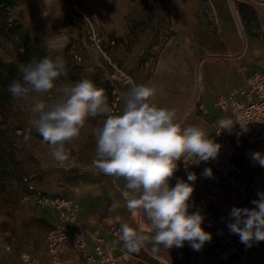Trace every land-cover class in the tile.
<instances>
[{"label": "rangeland", "instance_id": "rangeland-1", "mask_svg": "<svg viewBox=\"0 0 264 264\" xmlns=\"http://www.w3.org/2000/svg\"><path fill=\"white\" fill-rule=\"evenodd\" d=\"M78 1L97 14L99 27L107 41L115 39L114 45H108L111 57L119 65L131 66L135 85H142L138 79L139 68L143 70L142 74L146 79L155 77L159 59L179 57L181 53L192 55L195 52L199 76L202 74L201 68L207 63H227L223 62L227 60L235 67L232 60L237 62L244 57L247 41L243 46L245 29L238 1ZM63 2L64 0H22L13 11V18L24 26L30 36L42 40L48 46L52 58L61 56L66 61L67 75L62 76L56 82L57 85L74 84L87 78L104 89L109 99L111 82L108 75L111 67L98 50L89 46L79 26L67 17ZM60 34L67 38L66 43L55 40ZM76 53L82 55L81 61L76 60ZM205 56L207 57L200 66L199 63ZM0 57L6 61L17 59L14 45L4 36H0ZM261 58L260 56L258 61ZM132 85L123 82L118 86L125 96ZM58 95L55 88L42 95L31 93L28 100L12 99L6 102L3 111H0V126L15 161L10 176L6 179L5 190L0 194V249L12 251L16 258L20 254L14 249V241L18 240L17 247L35 241L33 246L36 248V242L46 236L48 231V221L42 217L40 209L22 201V177L29 175L41 188L48 191L63 188L60 193L68 194L80 187L81 183L92 180V172L99 171L92 167L96 148L94 132L103 126L105 115L86 119L79 136L65 143L69 159L63 166L54 161L50 145L43 142L33 127V101L42 99L50 104ZM122 105L124 106V100ZM233 118L231 113L234 123ZM207 126L212 129L211 123ZM211 132L209 130L207 134L210 136ZM5 243H9L11 248L7 249ZM142 252L146 258L151 259L142 249L136 254Z\"/></svg>", "mask_w": 264, "mask_h": 264}, {"label": "clouds", "instance_id": "clouds-1", "mask_svg": "<svg viewBox=\"0 0 264 264\" xmlns=\"http://www.w3.org/2000/svg\"><path fill=\"white\" fill-rule=\"evenodd\" d=\"M47 15V13H45ZM56 41L67 42L62 34ZM20 79L8 86L13 101L28 100L31 93L46 94L54 88L59 94L48 104L35 99L31 123L43 142L50 145L51 156L59 166L69 159L65 143L79 136L86 119L105 115L103 126L95 130V157L92 167L99 172L125 180V200L130 211H140L148 222L150 235L122 224L118 240L129 253H138L147 243L169 249L183 247L187 241L199 251L212 234L202 227L204 215L198 210L189 212L190 199L197 176L187 172V180H170L183 161L185 170L217 158L221 145L197 125H182L175 109L160 107L152 102L156 89L148 85H132L124 96L122 114L114 115L104 89L87 78L74 84L57 85L67 75L63 57H31L18 66ZM221 129L232 126L221 119ZM241 128L246 126L240 123ZM251 159L264 167V154L252 153ZM202 175L212 177V169ZM252 203L253 208L233 207L227 227L246 247L264 241V193Z\"/></svg>", "mask_w": 264, "mask_h": 264}, {"label": "built area", "instance_id": "built-area-1", "mask_svg": "<svg viewBox=\"0 0 264 264\" xmlns=\"http://www.w3.org/2000/svg\"><path fill=\"white\" fill-rule=\"evenodd\" d=\"M238 2H251L258 0H231ZM64 12L84 32L91 48L98 50L111 70L108 80L111 82L110 98L107 99L112 114L120 115L123 112V92L119 84L129 82L135 84L130 65H119L111 57L108 45H114L115 39L107 41L98 24L97 14L78 0H64ZM259 35L264 39V28L259 30ZM76 60L81 61L82 55L76 53ZM205 56L200 61L203 63ZM236 71L245 82L243 87H233L228 93L220 94L215 101L216 107L230 111L235 119L237 128L221 129L217 126L212 139L221 145L216 159L207 162L192 164L185 170L183 161L179 162L178 170L170 180L174 186L177 179L187 180V172H194L197 179L194 183V192L189 201V212L200 211L204 215L202 227L212 234L210 242H206L201 250L196 251L185 242V250L176 252L175 260L170 261L154 255V264H264V241L253 242L251 247H246L240 242L236 234H232L227 223L229 213L233 207L253 208L254 200L259 199L258 193H264V167H259L250 174L246 169L251 166V155L255 152L264 154V72L255 70L245 76L236 63ZM196 76L191 97L184 107L178 121L187 125V117L199 103L200 93L203 88V76ZM202 107L204 105H201ZM240 123L246 126L241 128ZM238 133L246 142V147L240 151L234 138ZM241 156V158H240ZM205 168L212 169V177L202 175ZM24 192L22 201L33 203L39 207H51L56 210L58 220L50 226L46 235L48 258L43 261L39 255L26 250L20 253L23 261L30 264H62V254L73 249L81 257L93 264H118L113 253L116 249L125 252L123 243L118 240L119 225L112 226L111 233L117 238L118 243L109 246L103 236H98L94 245V252L89 248L87 229L80 221L81 205L78 201L52 193L39 187L29 175L22 177ZM139 232L143 229L145 219L140 211H133ZM14 240V237H12ZM11 248L9 243L4 245ZM34 247L33 245L31 246Z\"/></svg>", "mask_w": 264, "mask_h": 264}, {"label": "crops", "instance_id": "crops-1", "mask_svg": "<svg viewBox=\"0 0 264 264\" xmlns=\"http://www.w3.org/2000/svg\"><path fill=\"white\" fill-rule=\"evenodd\" d=\"M238 9L245 29L243 46L245 41H247V46L244 49V57L236 63L245 76H249L255 70L264 72V39L259 35V30L264 28V2H239ZM229 48L231 49L230 46ZM260 56L262 57L261 61H258ZM223 62L227 63H207L201 68L203 88L200 93V100L191 109L186 120L187 125H197L206 133L211 130L212 132L209 136L211 139L216 127L219 126L218 121L221 119L225 120L232 128H237L236 122H232L233 120L231 119V113L229 111L218 110L216 108V98L220 94L228 93L233 87L245 86V82L236 71V65L234 67V64L228 63L231 61L227 60H223ZM196 70L197 61L195 52L192 55L191 53L188 55L181 53L179 57L159 59L155 77L146 79V76L142 74L143 70L139 68L138 79L142 85H148L156 89V94L152 98L153 103L160 107L175 109L177 119H179L194 89ZM201 105L204 106L202 107ZM195 113L197 114L194 115ZM215 113L216 115H214ZM210 123L212 129L207 126ZM234 138L240 151H243L247 145L245 140L238 133L234 134ZM258 167V163L252 160L251 166L246 169V173L250 174L257 170ZM92 178L90 181L81 183L80 187H77L75 191L68 194L60 193V190L63 188H55L49 191L72 198L80 203L81 210L79 218L87 229L89 248L94 252V245L98 236L105 237L109 246L118 243L117 238L111 233L112 226H121L127 223L138 232L139 230L134 212L130 211L126 205L124 196L126 191L125 180L123 178L118 179L107 176L99 171L92 172ZM194 189L196 190V187ZM27 204L40 209L42 217L48 221V228L57 222L58 217L55 209L51 207H39L33 203ZM141 232L150 235L147 221L143 224ZM20 239L19 237V241ZM17 242L18 240L14 241L13 246L19 254L22 251L29 250L33 254L39 255L43 261L47 260L46 236H43L40 241L38 240L36 242V248L31 247L35 241H29L23 247H17ZM141 249L151 259L146 258L143 252L142 254H136L129 253L125 250L122 253L114 249L113 253L117 258L118 264H154L156 263V259L154 258L155 254L167 260L174 261L177 250H185V243L183 247H172L169 249H164L160 246L154 248L152 243H147ZM17 252L15 253L18 254ZM19 256L16 258L12 251H6L4 248L0 249V264H30L24 263ZM61 257L62 264H93L81 257L73 249L67 250Z\"/></svg>", "mask_w": 264, "mask_h": 264}, {"label": "trees", "instance_id": "trees-1", "mask_svg": "<svg viewBox=\"0 0 264 264\" xmlns=\"http://www.w3.org/2000/svg\"><path fill=\"white\" fill-rule=\"evenodd\" d=\"M21 0H0V36L8 38L17 51V59L6 61L0 57V111L4 104L12 100L8 86L14 79H20L18 66L27 63L33 56H50L48 46L38 38H33L22 24L13 18V11ZM14 155L4 139L0 126V194L5 190L6 179L14 165Z\"/></svg>", "mask_w": 264, "mask_h": 264}]
</instances>
